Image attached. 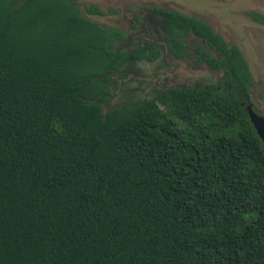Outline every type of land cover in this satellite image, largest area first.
Instances as JSON below:
<instances>
[{"label": "trees", "instance_id": "obj_1", "mask_svg": "<svg viewBox=\"0 0 264 264\" xmlns=\"http://www.w3.org/2000/svg\"><path fill=\"white\" fill-rule=\"evenodd\" d=\"M149 10L169 53L203 41L220 77L104 112L110 74L161 50L116 52L94 5L0 0V264H264L248 64L207 23Z\"/></svg>", "mask_w": 264, "mask_h": 264}, {"label": "rangeland", "instance_id": "obj_2", "mask_svg": "<svg viewBox=\"0 0 264 264\" xmlns=\"http://www.w3.org/2000/svg\"><path fill=\"white\" fill-rule=\"evenodd\" d=\"M78 5H94L101 16H87L99 25L121 32L122 39L114 43L115 51L130 52L146 40L154 43L161 56L155 62L125 64L112 72L107 84L108 103L104 112L129 101L144 102L167 88H189L195 83L212 86L220 77L195 53L199 41L187 38L186 55L177 59L168 52L167 34L160 19L150 8L172 10L207 23L230 45H235L246 60L250 74L251 102L264 117V0H75Z\"/></svg>", "mask_w": 264, "mask_h": 264}, {"label": "water", "instance_id": "obj_3", "mask_svg": "<svg viewBox=\"0 0 264 264\" xmlns=\"http://www.w3.org/2000/svg\"><path fill=\"white\" fill-rule=\"evenodd\" d=\"M248 118L252 127L254 128L256 135L264 145V117L258 115L252 108L251 104L245 106Z\"/></svg>", "mask_w": 264, "mask_h": 264}, {"label": "flooded vegetation", "instance_id": "obj_4", "mask_svg": "<svg viewBox=\"0 0 264 264\" xmlns=\"http://www.w3.org/2000/svg\"><path fill=\"white\" fill-rule=\"evenodd\" d=\"M150 13L151 14H153L155 17H157L152 11H150ZM202 21V20H201ZM160 22H161V25H162V29L163 30H165L166 31V29L164 28V25H163V23H162V21L160 20ZM204 22V21H203ZM166 34H167V31H166ZM167 36H168V34H167ZM194 38V37H193ZM196 39V38H195ZM197 41H199L198 39H196ZM145 42H148V41H146V40H144L142 43H141V45L142 44H144ZM150 42V41H149ZM150 43H152V42H150ZM154 44V43H153ZM198 44H201L202 45V48L205 50V51H209L206 47H205V44H204V42L203 41H199V43ZM197 44V45H198ZM141 45H139V46H141ZM197 47V46H196ZM198 56V55H197ZM199 57V56H198ZM199 59H200V57H199ZM204 62V61H203ZM209 67V66H208ZM216 71V70H215ZM181 88H183V87H181ZM250 92V91H249ZM242 104V106L245 108V106L247 105V104H251L252 105V108H253V110L258 114V115H260V113L255 109V107H254V105L252 104V102H251V96H250V101H248V102H246V103H241ZM260 116H262V115H260ZM263 117V116H262Z\"/></svg>", "mask_w": 264, "mask_h": 264}]
</instances>
